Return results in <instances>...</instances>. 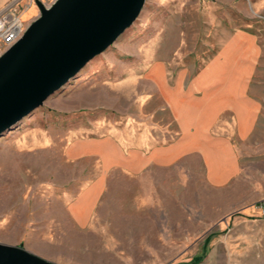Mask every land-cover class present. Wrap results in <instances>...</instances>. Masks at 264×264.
Returning a JSON list of instances; mask_svg holds the SVG:
<instances>
[{
	"label": "rangeland",
	"instance_id": "1",
	"mask_svg": "<svg viewBox=\"0 0 264 264\" xmlns=\"http://www.w3.org/2000/svg\"><path fill=\"white\" fill-rule=\"evenodd\" d=\"M5 3L0 0V11ZM20 4L16 11L28 25L39 10L35 0ZM217 55L221 59L212 61ZM160 66L170 84L179 74L186 86L202 69V86L226 81L221 91L232 94L241 131L252 117L243 93L258 102L248 134L234 140L238 176L231 185L211 187L201 162L185 157L156 171L151 197L141 191L147 196L138 199L127 182L111 191L106 198L116 229L110 235L100 229L93 232L100 238L70 236L64 209L76 192L66 190L67 180L79 176L78 168L96 166L92 158L67 159L72 139L110 135L145 149L148 137L151 143L175 139L152 78L154 71L160 78ZM189 90H168L184 124L196 112ZM214 144L206 145L205 155L215 170L222 159ZM263 200L264 0H144L111 45L0 134V242L36 251L40 235L43 258L55 264H264Z\"/></svg>",
	"mask_w": 264,
	"mask_h": 264
},
{
	"label": "crops",
	"instance_id": "2",
	"mask_svg": "<svg viewBox=\"0 0 264 264\" xmlns=\"http://www.w3.org/2000/svg\"><path fill=\"white\" fill-rule=\"evenodd\" d=\"M5 1V4L16 8L24 0ZM20 15L24 18V14ZM217 56L212 61L221 59V56ZM211 62L206 64L204 69ZM160 67V78L157 77L156 71L152 72V78L164 98L168 115L176 126L175 139L151 143L148 137L147 140L150 141L146 149L137 145L127 147L125 143L110 135L72 139L66 148L67 159L77 161L92 158L95 159L96 166L78 168L79 176L67 180L66 190L70 193L76 192L75 198L71 199L64 209L65 225H67L65 230L70 236L79 238L85 235L84 238L88 239L91 235L100 238L102 237L100 233L93 232L100 229L108 233L114 231L116 229L113 226L116 222L115 213L114 210H109L110 201L106 198L109 195L112 196L111 191L121 183L127 182L137 189L138 199L147 196L145 193L142 195L141 191L148 192L151 197V192L155 194L158 181L156 171L170 170L173 163L185 157L193 156L201 162L204 181L211 187L222 188L228 184L231 185L238 176L240 159L234 140H242L248 134L254 122L258 102L243 93V96L251 101L248 102L252 117L249 119L245 132L241 131V119L232 100V94L221 91L226 81L211 80L202 86L200 82L207 76L202 74L204 70L202 69L188 81L186 86L184 78L179 74L175 77V82L170 84L163 67ZM211 77H214L213 74H209L208 78ZM178 87L184 91L190 89L188 94L195 102L194 119L188 124H184L183 116L172 107L168 97V90ZM191 138V144L188 147L184 146ZM211 142H215L213 148L222 159V164L215 169L216 171L205 155V147ZM164 174L166 175L167 172ZM74 186L76 189L72 188ZM31 252L45 257L40 251V235H38L37 250Z\"/></svg>",
	"mask_w": 264,
	"mask_h": 264
},
{
	"label": "water",
	"instance_id": "3",
	"mask_svg": "<svg viewBox=\"0 0 264 264\" xmlns=\"http://www.w3.org/2000/svg\"><path fill=\"white\" fill-rule=\"evenodd\" d=\"M144 0H35L39 15L0 56V134L42 104L134 21ZM0 264H55L0 242Z\"/></svg>",
	"mask_w": 264,
	"mask_h": 264
},
{
	"label": "built area",
	"instance_id": "4",
	"mask_svg": "<svg viewBox=\"0 0 264 264\" xmlns=\"http://www.w3.org/2000/svg\"><path fill=\"white\" fill-rule=\"evenodd\" d=\"M26 27L27 23L13 5H9L0 11V56L18 40ZM260 206L264 213V200Z\"/></svg>",
	"mask_w": 264,
	"mask_h": 264
},
{
	"label": "bare ground",
	"instance_id": "5",
	"mask_svg": "<svg viewBox=\"0 0 264 264\" xmlns=\"http://www.w3.org/2000/svg\"><path fill=\"white\" fill-rule=\"evenodd\" d=\"M33 8H34V4H31L27 9H25V12L28 11V10H30V9L33 10ZM32 10H31V12H32ZM34 10H35V9H34Z\"/></svg>",
	"mask_w": 264,
	"mask_h": 264
}]
</instances>
